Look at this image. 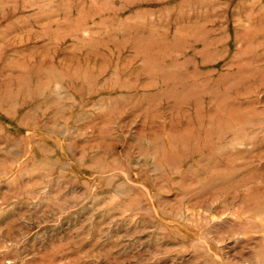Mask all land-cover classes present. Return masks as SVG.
<instances>
[{"label": "rangeland", "instance_id": "1", "mask_svg": "<svg viewBox=\"0 0 264 264\" xmlns=\"http://www.w3.org/2000/svg\"><path fill=\"white\" fill-rule=\"evenodd\" d=\"M0 264H264V0H0Z\"/></svg>", "mask_w": 264, "mask_h": 264}]
</instances>
